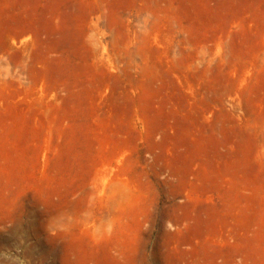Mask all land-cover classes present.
<instances>
[{
	"label": "rangeland",
	"instance_id": "1",
	"mask_svg": "<svg viewBox=\"0 0 264 264\" xmlns=\"http://www.w3.org/2000/svg\"><path fill=\"white\" fill-rule=\"evenodd\" d=\"M0 264H264V0H0Z\"/></svg>",
	"mask_w": 264,
	"mask_h": 264
}]
</instances>
